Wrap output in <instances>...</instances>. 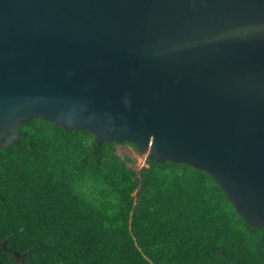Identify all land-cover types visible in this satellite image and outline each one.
Masks as SVG:
<instances>
[{"label": "water", "instance_id": "1", "mask_svg": "<svg viewBox=\"0 0 264 264\" xmlns=\"http://www.w3.org/2000/svg\"><path fill=\"white\" fill-rule=\"evenodd\" d=\"M33 118L203 170L264 228V0H0V154Z\"/></svg>", "mask_w": 264, "mask_h": 264}, {"label": "trees", "instance_id": "2", "mask_svg": "<svg viewBox=\"0 0 264 264\" xmlns=\"http://www.w3.org/2000/svg\"><path fill=\"white\" fill-rule=\"evenodd\" d=\"M19 134L0 154V264H264V228L207 172L135 169L117 155L133 143L40 118Z\"/></svg>", "mask_w": 264, "mask_h": 264}, {"label": "rangeland", "instance_id": "3", "mask_svg": "<svg viewBox=\"0 0 264 264\" xmlns=\"http://www.w3.org/2000/svg\"><path fill=\"white\" fill-rule=\"evenodd\" d=\"M117 155L121 157L130 156L134 159V162L130 164L135 169H139L141 166L146 165L147 153H139L136 151L132 145L129 144H118L117 145Z\"/></svg>", "mask_w": 264, "mask_h": 264}]
</instances>
